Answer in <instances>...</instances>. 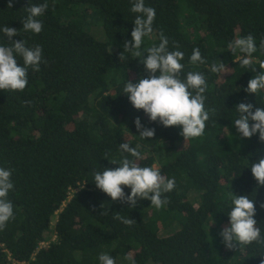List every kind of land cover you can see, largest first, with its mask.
<instances>
[{
	"label": "trees",
	"instance_id": "obj_1",
	"mask_svg": "<svg viewBox=\"0 0 264 264\" xmlns=\"http://www.w3.org/2000/svg\"><path fill=\"white\" fill-rule=\"evenodd\" d=\"M45 2L48 8L37 17L42 31L25 32L27 8ZM132 3L12 0L9 8L8 0H0V30L10 26L19 32L9 40L0 31V44L23 39L27 47L43 50L39 71L28 68L23 91L0 89V167L12 170L14 185L8 194L14 217L0 230V264H100L101 253L115 264H131L129 255L135 264H260L264 259V245L229 250L219 235L230 226L232 197L247 195L255 201L254 218L264 236V185L257 186L250 168L264 156V141L258 132L242 138L234 125L239 102L252 103L253 111L264 108V89L244 91L264 72V0H145L156 16L141 52L158 46L162 34L169 51L184 53L181 78L193 71L206 80L204 134L185 140L181 126L150 121L123 93L128 80L137 83L148 75L142 57L123 47L139 15L131 12ZM249 34L257 50L251 67H243L246 54L232 53L228 44ZM194 48L204 63L190 61ZM220 61L226 68L211 72ZM136 117L155 129L154 137L140 138ZM123 142L140 156L123 151ZM125 157L141 167L157 164L162 175L175 179L174 189L162 194L167 204L156 208L141 199L129 208L96 187L95 172L116 168ZM117 212L135 222L113 219Z\"/></svg>",
	"mask_w": 264,
	"mask_h": 264
},
{
	"label": "clouds",
	"instance_id": "obj_2",
	"mask_svg": "<svg viewBox=\"0 0 264 264\" xmlns=\"http://www.w3.org/2000/svg\"><path fill=\"white\" fill-rule=\"evenodd\" d=\"M12 6V0H8V7L12 8ZM47 8V2L30 5L27 8L29 14L22 19L23 30L39 34L43 25L37 17L42 16ZM130 10L139 15L133 20L134 28L131 31V39L125 40L123 47L133 56L142 57L141 60L148 75L140 78L137 83L128 80L123 93L128 95L136 109L144 110L150 121H158L165 127L181 126L180 135L184 140L202 136L205 122L209 119V112L204 106L206 99L204 93L207 89L204 74L189 71L181 78L184 68L181 61L184 53L179 50L169 51L168 39L162 34L158 46L148 47L142 53L141 45L143 39L153 31L152 24L156 11L155 8L145 5V0H133ZM0 31L9 40L19 34L16 28L10 26H5ZM260 48L264 49V39L260 42ZM228 49L232 53L239 50L246 54L240 59V64L243 67H251L250 56L257 50L251 34L234 39L228 44ZM42 51L39 45L27 47L23 39L14 40L7 45L0 44V89L23 91L28 83V68L39 71ZM17 57L22 58V66L18 65ZM190 61L193 64L204 63L199 48L193 49ZM225 68L226 65L220 61L213 63L210 70L213 73H219ZM261 68H264V63L261 64ZM261 89H264V72L251 78L244 91L256 94ZM236 110L239 116L235 119L234 125L240 136L251 138L258 132L259 139L264 141V108L256 107L253 111L252 103L239 102ZM250 120L253 123L250 124ZM134 123L141 139L154 137L155 129L145 127L140 117H136ZM120 148L133 157L140 156L137 149L127 142L121 143ZM111 163L117 164L116 161H111ZM118 164L116 168L105 167L102 172L97 171L94 174L96 187L110 196L113 201L120 200L129 208H134L141 199L150 200L151 205L156 208H161L168 203L166 197L162 198V194L174 189V178H166L158 167H141L127 157L120 160ZM250 168L257 181V186L264 185V156L253 161ZM11 175V169L0 167V230L4 229L7 222L14 217L13 204L8 199L9 191L14 187ZM122 185L131 189L130 194H125ZM232 205L228 213L230 226L223 227L219 233L224 246L232 250L242 244L248 245L253 242L264 245V236L261 235V229L257 227V220L254 218L255 201L247 195H235L232 197ZM260 207L264 208V204ZM113 219L120 220L129 226L135 222L130 217L119 215V212L113 214ZM125 259L135 264L132 256H126ZM99 261L100 264H115L114 258L107 253H101ZM260 264H264V259L260 261Z\"/></svg>",
	"mask_w": 264,
	"mask_h": 264
},
{
	"label": "built area",
	"instance_id": "obj_3",
	"mask_svg": "<svg viewBox=\"0 0 264 264\" xmlns=\"http://www.w3.org/2000/svg\"><path fill=\"white\" fill-rule=\"evenodd\" d=\"M83 186V185H82ZM79 187H76V188H71L70 191H69V194H68V198H70L72 192H74L75 190H77ZM42 244H45V242H43Z\"/></svg>",
	"mask_w": 264,
	"mask_h": 264
},
{
	"label": "rangeland",
	"instance_id": "obj_4",
	"mask_svg": "<svg viewBox=\"0 0 264 264\" xmlns=\"http://www.w3.org/2000/svg\"><path fill=\"white\" fill-rule=\"evenodd\" d=\"M153 166H155V167H158V165H157V164H154Z\"/></svg>",
	"mask_w": 264,
	"mask_h": 264
}]
</instances>
